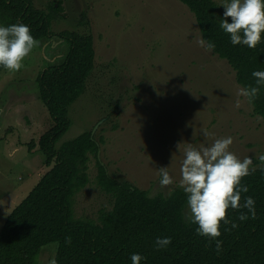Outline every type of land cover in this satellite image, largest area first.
<instances>
[{
	"label": "rangeland",
	"instance_id": "obj_1",
	"mask_svg": "<svg viewBox=\"0 0 264 264\" xmlns=\"http://www.w3.org/2000/svg\"><path fill=\"white\" fill-rule=\"evenodd\" d=\"M33 2L44 11L54 3L60 8L62 18L53 23V32L78 31L94 38L93 74L69 108L70 129L56 144L88 131L99 143L98 155H89V183L74 197L76 218L97 221L112 209V196L98 182L99 163L111 177L147 190L151 197L181 188L185 150L215 139L231 136L230 151L241 160L251 157V169L264 166L259 159L264 155V119L238 94L242 86L228 62L198 45L202 36L195 16L180 1ZM215 2L222 19L223 0ZM68 51L69 44L58 37L38 41L20 71L1 74L0 231L49 171L38 146L29 149L53 126L38 80L45 69L61 64ZM160 167H168L174 184L160 186ZM57 248V243L44 246L33 264H48Z\"/></svg>",
	"mask_w": 264,
	"mask_h": 264
},
{
	"label": "trees",
	"instance_id": "obj_2",
	"mask_svg": "<svg viewBox=\"0 0 264 264\" xmlns=\"http://www.w3.org/2000/svg\"><path fill=\"white\" fill-rule=\"evenodd\" d=\"M178 1L195 16L201 36L215 43L212 52L228 62L237 83L255 87L252 72L264 71V42L254 49L233 46L230 34L220 28L215 0ZM59 18L61 10L55 3L44 11L33 0H0V24L24 23L37 42L58 37L69 44L63 62L45 69L38 80L53 126L29 149L38 146L49 171L8 215L0 231V264H33L51 243L58 245V264H131L132 253L146 258L141 264H264V166L252 169L241 181L248 192L241 193L240 204L245 196L253 197L255 218L242 222L239 216L248 210L230 208L229 222H221L219 251L216 240L197 234L183 189L151 197L147 190L111 177L100 163L98 182L112 196V209L102 212L97 221L75 217L74 197L89 183V155H98L99 143L88 131L59 147L56 144L70 129L69 108L86 91L96 53L91 33L53 32ZM86 20L83 15L80 24L86 25ZM4 70L0 66V77ZM251 105L254 114L264 119V86ZM157 237H171L172 242L158 250Z\"/></svg>",
	"mask_w": 264,
	"mask_h": 264
},
{
	"label": "clouds",
	"instance_id": "obj_3",
	"mask_svg": "<svg viewBox=\"0 0 264 264\" xmlns=\"http://www.w3.org/2000/svg\"><path fill=\"white\" fill-rule=\"evenodd\" d=\"M219 6L224 8L220 28L230 34L233 46L244 45L248 48L264 42V0H223ZM231 18L229 22L228 18ZM198 45L206 51H213L215 43L201 38ZM37 41L31 34L28 25L15 23L11 25L0 24V66L12 72L20 71L24 59L29 56ZM256 79V86H245L239 89V95L247 98L251 104L257 98L260 87L264 86V71L252 72ZM240 107V101L236 102ZM258 119H261L258 117ZM209 135L205 132V136ZM233 144L231 136L215 139L213 143L203 148L188 147L184 153L181 166V180L179 187L187 195V204L191 210L192 223L196 224V232L200 236L216 240L217 251L220 250L222 235L221 222L227 224V212L231 208L238 210L241 207L248 210L241 213L240 221L255 218L256 201L251 196L244 197L240 204L241 193H247V186L241 183L242 179L251 174L253 159L246 157L241 160L230 151ZM264 161V155L259 157ZM160 186L165 187L175 183L168 171V167H160ZM233 227H237L233 224ZM70 243V238H67ZM172 242L171 237H157V249L165 248ZM140 253L130 255L131 264H141L145 260ZM48 264H58L55 256Z\"/></svg>",
	"mask_w": 264,
	"mask_h": 264
},
{
	"label": "water",
	"instance_id": "obj_4",
	"mask_svg": "<svg viewBox=\"0 0 264 264\" xmlns=\"http://www.w3.org/2000/svg\"><path fill=\"white\" fill-rule=\"evenodd\" d=\"M92 136H93V133H92Z\"/></svg>",
	"mask_w": 264,
	"mask_h": 264
}]
</instances>
